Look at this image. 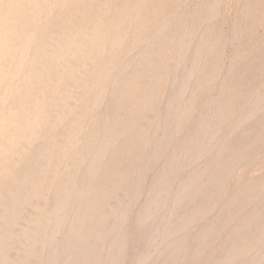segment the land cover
Masks as SVG:
<instances>
[{
  "label": "bare ground",
  "instance_id": "obj_1",
  "mask_svg": "<svg viewBox=\"0 0 264 264\" xmlns=\"http://www.w3.org/2000/svg\"><path fill=\"white\" fill-rule=\"evenodd\" d=\"M126 1L127 0H72L67 13L68 15L66 13L60 16L52 15L53 17L50 18V21L54 19L57 28L64 30V32L60 33L61 35L56 31H50V33L56 32L59 35L56 37L51 36L50 33L45 34L44 32L45 35H39L43 30L41 28V31L36 34L37 36L34 35V37L32 35L33 33H24L27 28L23 32L22 26H24L25 23H27V25L28 23H32L30 25L33 26L31 31L35 30V27H37L36 24L43 20L39 19V16L37 17L39 14L38 12L41 10L44 12V9L52 8L60 3L57 0H0V89L3 90L2 93L5 94L6 97L8 95L9 97L11 96V99L9 98L10 102L13 100L12 97L16 100V104L13 107L16 109L15 113H11V110L7 111L8 109H5L6 112H4L3 106L6 107V105H4L5 102L2 103L4 100L2 99L0 103V142H2V144H0V264H33L35 263V261H32L33 256L38 254V259H40L39 254L42 256L41 253L43 252L45 253L40 260L41 262L39 261V264H120L124 257L125 235L122 231L125 229L122 230L121 227L126 219L125 216L128 214H124L125 207H128V205L125 206L126 203H128H125V201L128 200H126L128 195H126L127 193H120L124 190L122 188L126 187V176L118 169V165H123V168L125 166V169H129V171L131 168H134L137 159L136 152L139 149L141 150L140 145L146 139L147 129L152 127V131L149 132L150 134L148 135H151L155 129L152 125L155 124L154 122H156L157 117L150 127L151 120H153L152 118H155L151 116L150 112L154 110V105L158 104H156L157 102L155 101H151L152 98L150 101H147L148 103H144L139 97H141L142 94L145 96L147 94L152 95L159 93L164 84V71L168 70L171 65L167 59L166 48L171 43L169 41L170 38H173V36L169 37L172 33H167V35L170 34L167 36L169 39L161 37L162 34L166 36V33H164L166 26L164 25H168L169 23L166 22L163 25L159 17L155 18V16H157L155 13L159 10L157 6H160L164 0H145V2L131 0L133 3V5L131 4L132 13L129 11V15L121 13L117 8ZM176 1L177 0H170V5ZM91 2H95V5L88 13L81 14V16L76 15V10L78 11L82 7L86 8V3ZM212 6L213 5L210 7L212 8ZM125 7H127L126 4ZM210 7L206 9L208 16L213 13ZM42 12L41 18L42 16H45L44 18H47V16L51 17L49 10H47L45 15H43ZM136 12H142L144 14L146 23H153L152 21L158 23L155 34L149 39H153L152 42H156L157 47H155V49L151 47L153 50H150L148 48L150 41L148 44L146 41L145 44H147V48H143L145 51H138L141 52L138 53V58L135 56L138 61H136V66L133 65L134 68H131V76L124 78L122 75L126 70L123 73L122 70L128 65H126V63L124 64L126 65L125 67L124 65H120V59H122L121 54L129 50V47L131 48L132 45L136 44L137 39L142 36L143 27L145 29L146 26V23L141 24L136 22L134 18L130 16ZM198 13L199 12H197V16ZM135 15L137 17L138 14L136 13ZM71 16L73 18L68 19ZM245 18H248V16ZM166 21L168 20L166 19ZM190 29L189 35L191 34V37H194L192 36L194 29ZM150 30H152V28ZM147 32H149V30ZM175 32L173 33L176 34ZM184 32L186 33L187 31ZM182 35L183 34L180 36L182 40L189 36L182 37ZM128 36L132 37L129 42L125 40ZM149 36L150 35L147 37L143 36L142 38L147 39ZM180 38L177 39V41L180 40ZM215 39L217 40V37ZM192 41L193 40H191V42ZM13 43L15 46H13ZM215 43H217V41H215ZM139 44H137V47ZM186 44L187 42H185L184 45ZM176 45L175 47L173 46L174 49H172L173 54L171 60L173 59V68L174 65L179 63L181 57L183 59L184 56H182V53L183 55L187 54L186 49H188L185 46V51L183 46L179 47L180 45H177L178 47H176ZM212 45L213 44H211V47ZM28 46L32 47L29 55ZM134 47L136 48V46ZM183 51H185L186 54H184ZM204 51L205 53L207 52L206 56L209 60L208 54L214 50L211 49L210 51V48H205L204 44L197 47L194 52L192 51L194 53H192L194 55L192 58H195V61L197 59L199 60V57L201 58ZM262 52H260V54ZM219 55L220 53L218 57ZM263 55L262 53V56ZM135 57H133V59H135ZM203 58H201V60ZM11 60L13 66L7 68L5 62H11ZM195 61L192 60L194 65L192 67L190 65L191 68L186 71V74H183V79L180 78L182 79L181 82L179 81V84L175 86L176 88L174 87V92L169 96L170 98L172 97L170 103L169 100H167L166 108L163 105L164 110L168 109L170 112V114L169 112H167V114L171 117L172 122V125H170V123L167 124L170 125L168 127L161 125L163 126L162 134L165 139H169V137L174 134L175 128L178 129L180 126L177 124L184 115L186 114L187 116V112H189L184 110L190 107L191 101L186 100V106L188 107L185 109L179 108L180 106H178L177 101H179L178 99L181 98L183 94L186 97L184 93L186 85H188L191 77L193 79V76H195L193 75L195 68L197 69V67H200V64H202L200 63L198 64L200 66H197L196 64L199 61L197 63ZM41 67H43L44 70L41 69ZM246 69H249V66L248 68L246 67ZM128 73L129 72H127V74ZM198 76L197 74V77ZM193 83L191 86L192 88L196 85V83L194 85ZM18 84H22V87L23 84L27 86L26 90L25 86L20 88V90H25V92L23 91L22 93V90L20 94L17 92L18 89L16 86ZM208 84L209 83H207L206 86H209ZM206 86L202 87L204 88ZM203 88L200 89L203 90ZM247 89H249V87ZM238 90L241 89L236 87L225 89L218 101V109L215 115L210 111L211 113L209 114L213 115V122L216 125L222 124L221 122L230 114L229 110H231L234 101H236L239 96L240 98L238 99L241 100L243 94ZM108 91L110 92L111 98L107 100L108 107L102 113L99 121H94L95 119L92 118L87 122L85 118L91 117L93 114L92 109H94L95 106L100 104L102 106V101L106 98L105 95H107L106 93ZM188 91L189 90L186 91L187 96ZM190 91H193V89H190ZM229 95L234 96V99L229 98ZM261 95L262 94L259 96ZM194 97L195 96H193V98ZM82 98L85 99L82 101V104H80V111H77L74 108L73 100L81 101ZM212 100V102L210 101L212 104L209 102V105H211L213 109L214 98H212ZM262 101H253L250 106L248 105L247 114L246 116L244 115L246 119L250 118L251 113L259 108L260 102ZM1 104H3V106ZM10 104L7 103L8 106ZM181 104L179 103V105ZM192 106V108H194V105ZM263 106H260V108ZM51 107H55V109H51ZM99 107H97L96 110L100 109ZM41 110H45L47 115H41ZM96 110L94 111L96 112ZM123 113L129 114L132 121H126V123L123 121L124 124H120L119 116ZM189 114L191 115L192 113L189 112ZM258 114L259 112L257 115ZM254 117L255 116H253V118ZM184 118L187 119V117ZM199 118H201L200 114ZM142 119H146V123L141 122ZM251 119H249V121ZM258 119H256L258 121H255L257 126L254 124L255 122H252V124L256 126V129L250 131V129L253 128L252 126H254L251 124L252 126L250 125L251 128L249 127V131L245 130L246 133L243 135L246 136V138L248 137V141L245 144L239 147L236 145V147H233L231 146L232 144L229 145V143H226L224 148L219 147L218 153L216 152L217 155L228 150L230 154L229 158L225 159V157L224 160L215 162H212V159L211 162L205 160L204 162H208L207 165L201 167V169L198 168V170L190 171L185 180L181 181L182 179H180L181 183L180 185L177 184V186L179 185L178 187L175 185V189H170L172 186L171 183L169 182L168 185L166 177L162 174L156 175L155 181L153 180V185L157 186V188L154 193L150 192L152 194H147L148 196L145 201H143L135 221V239H137V243H135L137 244V250L135 249L136 251L133 255L135 264L179 263L183 255V244H185L184 241L186 236L188 237V233L191 231L190 228L193 227L196 221L199 223L202 220V216L210 209L212 203L215 202V205L218 203L217 199L219 200V197H221L224 191L227 178L231 172L233 173V166L239 162L242 164L244 158L250 157L258 151L257 149L260 147L261 141L264 138V117H258ZM136 120H140L141 122V125L138 127L134 125V121ZM207 120L206 116L201 118L194 129H192L190 133L188 132L189 134L184 143L182 141V147L180 146V149H182L181 154L190 161L187 163L190 164V167L192 166L191 163L196 165L199 164L201 159L203 161L206 153L211 149L208 144H211L213 138L208 139L209 136L206 133L208 129L205 132L207 136L206 139H208V141L210 140L207 142L208 144L198 138L199 134L204 133L206 125H209L208 123L206 124ZM249 121L246 123L249 124ZM87 123L89 129L85 125ZM242 125L244 126V124ZM84 126L87 129H84ZM158 127L159 126H157L156 129ZM241 128L242 127H240V129ZM116 129L117 133L113 132L114 130L116 131ZM238 129L239 126L237 130ZM216 132L218 133V131ZM241 132L243 133V131ZM114 133L118 134V140ZM239 133L240 132L237 133V136L241 137H239L240 141L243 136ZM202 136L204 135L202 134ZM120 138L121 147L126 151V153H123L125 154L124 160L116 161L112 156L115 161L106 162L108 155L113 154V152L114 154L119 152H115L117 149V146L115 147V142L119 141ZM158 139H160V137ZM228 139H225V141ZM235 139V141H237L238 137ZM230 141L235 142L234 137L233 140ZM241 142L245 141L242 140ZM159 143L161 144L163 142L159 141ZM217 143L218 142L214 143V145H221V143H218V145ZM223 143L225 142L223 141L222 145ZM93 145L97 146L94 150L93 148L95 147ZM227 145L230 147H226ZM216 148L213 147V149ZM211 153H214V151ZM202 155H204V157H201ZM153 158L154 154L150 158L146 157V159H150V161ZM252 158L253 157H251V160ZM139 159L141 161L140 156ZM169 159L170 163L167 162L169 165L168 170L167 167L166 170L175 177L179 171V163L177 160L175 162L171 161V157ZM186 159H184V161ZM198 159L199 161L196 162ZM83 160L88 161V163L90 162L89 165L88 163H83L79 166L80 162ZM248 160L250 161V158H248ZM82 165L86 166L82 167ZM240 165L238 164L237 167ZM186 166L184 168H186ZM79 167L83 169L81 168L80 170ZM109 167H111L112 170L114 168V170L109 172ZM135 169L132 171H135ZM183 169H181V172H185L184 170L186 169ZM81 171L82 173H80ZM97 172L110 173L109 175L107 174L109 178L106 181L103 180L104 182H101V180L99 184V179L103 178L100 177L97 179L98 182L96 183L95 178L97 177L94 178V176L97 175ZM140 172V174H142V171ZM79 173L81 175L83 173L84 175L87 174V176L82 179ZM171 175H169L170 178ZM178 176L181 177L180 175ZM131 181L133 180H128V183ZM263 184L260 181L251 182L248 188L246 187L247 185L245 186L248 189L246 192L257 195L263 190ZM128 185H131L129 189L131 193L129 195L132 196L130 199H132V197L134 199L137 198L138 189L140 188L137 186L136 181ZM244 195L245 194L242 192H237L232 195L233 197L231 196V212L232 210L234 212V210L237 211L240 207H244L243 205L241 206L242 202H244ZM47 196H50V202L52 201L50 206L46 205V203H42L44 199L47 200ZM261 196L259 203L253 204L254 206L249 212L247 222L245 223L244 221V230L237 233L238 230L236 229L237 234H234L231 238L227 237L229 238L228 242L225 240L227 239L225 236L222 242L226 241L224 242L226 244H220V246L217 247L216 255L213 254L214 257H211L212 259L210 261H206L207 264H264V192ZM256 197H258V195ZM112 199L114 200L112 206H115L114 208L117 209L114 211L116 213L115 215H113L114 213L109 214V212L114 209L110 207L111 201L109 200ZM252 200L253 199H251V201ZM108 201L110 203H108ZM197 203H201L202 206H197ZM107 205L108 208H110L109 212ZM31 206H34V208L36 206L38 211H34V213H32V211L30 213L29 209L27 211V207L31 208ZM227 206L229 207V205ZM225 208L223 207V209H221V213L218 212L219 215L217 214V216H219V218L217 220H211L212 222H209V224L205 223V225L199 229L200 231L198 230L194 237L195 239H193L197 249L203 250L204 248H208L205 246L208 245L207 243L209 240L220 232L223 225H221L223 222L222 220L227 218L228 223V217H232V215L229 216L231 212L228 213V211H225ZM221 210L219 209V211ZM25 212L27 213L26 218L24 217ZM28 215H30L29 218H27ZM205 216L207 215L205 214ZM244 217H241V219ZM259 219L262 221H260L261 223L259 225H256L255 223ZM21 220L23 221L19 228ZM15 223L18 224V228L14 227ZM227 223L225 221V224ZM222 228H224V226ZM58 234L61 235L60 241L56 239ZM15 238H19V241L22 239L21 242H23V245L21 244L22 246H19V249L15 248L16 250H13ZM214 239H212V241ZM254 245H260L262 253L257 251V253L254 252ZM42 246L46 248V250H44ZM42 249L43 252L41 251ZM251 249L255 254L250 256ZM105 250L106 253H104ZM215 250L216 249H214V251ZM13 251H15L14 256L12 255ZM102 253L106 254V257L99 260ZM198 255L196 254V256ZM248 257L251 258L249 259Z\"/></svg>",
  "mask_w": 264,
  "mask_h": 264
},
{
  "label": "rangeland",
  "instance_id": "obj_2",
  "mask_svg": "<svg viewBox=\"0 0 264 264\" xmlns=\"http://www.w3.org/2000/svg\"><path fill=\"white\" fill-rule=\"evenodd\" d=\"M57 1L60 3L59 5L53 6L52 8H49V9L47 7H45L47 9H44V12H42V10H41V11L38 12L40 15L37 13L38 14L37 17L39 16V19H43V20H41L42 22L39 21L36 24L37 27H35L36 28L35 30L31 31L33 29V26H30L32 23H28V25H27V23H25V25L22 26L23 32L27 28L24 33H31V34L33 33L32 35L34 36L37 33H39V31H41V28H42L43 30L39 33V35L40 34L43 35L44 33L45 34L50 33V31L51 32L52 31H56V32L59 33V35H61L60 33L64 32V30H60L59 28H57L56 25H55V23H54V19H51V21H50V18H52L53 16H60L62 14L65 15V13L67 14L68 13V10H69V7H70V2L72 0H57ZM60 1L63 3V5H62V3ZM132 1H134V0H132ZM140 1L145 2V0H140ZM212 1H213V3H212ZM257 2H258V4H257ZM170 3H171L170 0H164L160 6H157V9H159V10H157L158 13H157V11L155 13L157 15V16H155V18L156 17L157 18L159 17V19H161L163 25L166 22L169 23L168 25H166V24L164 25V26H166L165 27L166 29H165V32H164V33H166V36L164 34H162L161 37H166V38L169 39V37H172L173 36V38H170V40H169L171 42L169 46H171V47L168 46L166 48V50H167V54H166L167 55V59H168L169 64H171V65H170V68L168 70L164 71V74H163V77H164V79H163V83L164 84L163 85L164 86L162 85V87H161V89L159 91V93L160 92H162V93H160V94L157 93V94H152V95H148L147 94L148 96L147 95L144 96V94H142V96L139 97V98H141L142 102H144V103H148L147 101H150L151 98H152L151 101L157 102L156 104H158V105H154V107L156 109L154 108V110L152 112H150L151 113V116L155 117V118H152L151 117L153 120H151L150 127H151V125L153 124V122L155 121V119L157 117L156 122H154L155 124L152 125V126H154L155 129L153 128L154 131L151 133L152 136L151 135H148V134H150L149 132L152 131V129H151L152 127L151 128L149 127L151 130L150 129H147L146 139L140 145L142 151L139 149L140 151L137 150V152H136V156H137L136 157L137 158L136 159V163L138 162V160H139V162L137 163V165L135 163V167L134 168H131V170L129 171V169H127V170L125 169L126 168L125 166L123 168V165H118V169L120 171H122V173L126 176L125 177L126 178V187L122 188L125 191L123 190L120 193L121 194H126L127 193L126 195H128L126 197V200L127 199L128 200L125 201V203L128 202L125 205V206L128 205V207H125V212H124V214L125 213L126 214L128 213V214L127 215L125 214L126 216L124 215L126 219L124 220V222H123L124 224L121 227L122 230L125 229V230L122 231V233L125 235V253H124V257H123L122 261L120 262V264H131V263L132 264H135L134 261H133L134 260L133 255L135 254L134 252L137 250L136 249L137 248V244H135V243H137L136 242L137 239H135V237H136V234H135V221L137 219V214L139 213V210H140V207L143 204V201H145L146 197L149 195L148 193H150V192L154 193L155 190H156V188H157V186L153 185V183H154V181L156 179V175L162 174L164 177H166L168 185H169V182L171 183L172 186L170 185L171 186L170 189H173V188L175 189L176 186H177V184L180 185L181 181L185 180L186 176L190 173V171L192 172L194 170H198V168L201 169V167H204L205 165H207L208 162H211V159H212V162L213 161L215 162V161H219V160H224L225 157H226L225 159L229 158L230 157V154H229L228 150H225L222 153L223 155L222 154H218L217 155V153L219 151V147L220 148L221 147L224 148V146L226 145V143H229V145L232 144L231 146H233V147H236V146L239 147V146L245 144L248 141V137L246 138V136H244L243 134L246 133V131H249L248 129H250L252 125H254V124L256 125V122L255 121H258L259 120L258 117H260V118H263L264 117V106H263V103H264V88H263L264 87V55L262 56V53L264 54V52H262V51H264V0H211V1L210 0H177L172 5H170ZM123 4H121V5H119L117 7L118 10L121 13L125 14V15H129L128 13H130L129 11L132 10L133 3L131 2V0H127ZM125 4H126L127 7H125ZM94 5H95V2L86 3V8L82 7L78 11L76 10L75 13H76L77 16H81V14L88 13L94 7ZM211 5H213L212 8L210 7ZM169 6L170 7L172 6V7L170 8ZM199 6H203V7H199ZM208 7H210L213 10V13L210 16H208V14L206 12V9ZM257 7H258V10H257ZM165 8H166V10H165ZM47 10L50 11L51 17H48L47 16V18H44L45 16H42V18H41V12H42L43 15H45V13L47 12ZM24 11H26V10H24ZM52 12H53V14H52ZM197 12H199L198 13V16H197ZM131 13H132V11H131ZM136 13L138 14L137 17L135 15ZM136 13L133 14V15H130V16H132V18H134V21L139 22L141 24H145L146 21H145L144 14L142 12H136ZM195 13H196V15H195ZM201 13H202V15H201ZM215 14H216V16H215ZM246 16H248V18H245ZM167 17H169V18H167ZM71 18H73V17L71 16L68 19H71ZM136 19H138V20H136ZM166 19L168 21H166ZM47 21H48V23H47ZM195 21H196V23H195ZM152 22L153 23H151V22L150 23H146V26H145V29L146 30L143 27V29H142V36H140L137 39L136 44L132 45L133 47L136 46V48L135 47L133 48L131 46V48L129 47V50H126V52H124L123 54H121L122 55V59H120V65L123 66L126 63V65L129 66L131 64L129 66V68H128V66L125 67L126 65H124L125 69L122 68L123 69L122 70V73L126 70L123 73V75H122L124 78H128L127 76H129V77L131 76V71H132L131 68L133 67V65L136 66V64H137L136 61H138L137 60V58H138L137 55H139L138 53H141V52H138V51H143L144 50L143 48L146 49L147 48V44H148L149 41H150L149 42L150 44L148 45L149 46L148 48L150 50L152 48L155 49V47H157L156 46V42H154V41L152 42L153 39L152 40H149L155 34V32L157 30L156 28H158V26H157L158 23L156 21H152ZM40 23H41V25H40ZM241 23H243V24H241ZM176 24L179 25V26H177ZM180 24H182V25H180ZM38 25H39V27H38ZM183 25H184V27H183ZM180 26H181V28H180ZM192 26H194L195 28L192 27ZM150 27L152 28V30H150L151 29ZM190 28H193L194 29V33L195 34L192 33V36H194V37H191V34L189 35V31L191 30ZM148 30H149V32H147ZM212 30H214V31H212ZM184 31H187V32L185 33ZM56 32L50 33L51 36H54V37L59 36ZM173 32H175L176 34H174ZM167 33H170V34L172 33V35L169 34L170 35L169 36V35H167ZM147 34L150 35L149 38H147V39L142 38L143 36L147 37L148 36ZM181 34H183L182 37L183 36L186 37L188 35L189 36L186 37L187 39L185 38L186 40L184 38L182 40L180 38ZM167 36H169V37H167ZM128 37H130V38H128ZM128 37L125 38V40L127 42L131 41V38H132L131 36H128ZM216 37H217V40L215 39ZM179 38H180V40H178L179 41V43H178L177 39H179ZM174 40H176V41H174ZM184 40H185V42H187L186 45H184L185 44ZM191 40H193V41L191 42ZM205 40H208V41H205ZM138 41H140L141 43L138 42ZM146 41H147V44H145ZM215 41H217V43H215ZM175 42H176L177 45H180L179 47L183 46V49H184L185 46H186V48H188V49L185 48L187 51L184 49L187 54L185 53V51H183L184 54H186L187 56L186 55H183V53H182V56H184L183 57L184 60L181 57V59H180L181 62L179 61V63H177V65H174V68H173V66H172V64H173L172 63V60L173 59L171 60V58H172V54H173L172 49H174V47L176 45ZM139 43L141 44V46H144V47H141ZM214 43H215V45H214ZM137 44H139V46H138L139 49L137 47ZM203 44H204L205 48H208L209 47L210 48V51H211V49L214 50V51H211L210 52L211 54L210 53L208 54L209 60L207 59V56H206L207 52L205 53V51H204L203 52L204 54H202L201 58L204 57L205 59L203 58L204 60L203 59L201 60V58L199 57V60L197 59L195 61V58L194 59L192 58V56L194 57V55H193L194 53L193 52L195 51V49L197 47H199V46H201ZM211 44H213L212 47H211ZM177 45H176V47H178ZM13 46H15L14 43H13ZM31 48L32 47L30 46L29 47L28 55L30 54ZM260 52H262V53L260 54ZM129 53H131L132 55L129 54ZM219 53H220V55L218 57V54ZM247 53H248V55H247ZM127 54H129V55L128 56H125ZM129 56H132V57H129ZM133 57H135V59H133ZM129 58H130V60H129ZM192 60L195 61L196 63L199 61L196 65L197 66H200L201 65V66L200 67H197L196 66L197 69L195 68V71L196 70L197 71L196 72L195 71L193 72V75H195V76H193V79L191 77L192 80L190 79V81L188 82V85H186V89H185V92H184L186 94V97L183 94L181 96V98L178 99L179 101H177L178 106H180L179 108H182V109H185L186 107H188V106H186V102L187 101H191L190 107L186 108L187 110L185 109L184 111H186V112L189 111L192 114L190 115L189 112H187L188 113L187 116H186V114L184 115V117H187V119H185L183 117L180 120V122L177 124L178 126L179 125L180 126L178 127L176 125L178 127V129L175 128V132L173 134L174 136L172 135L171 136L172 138L169 137V139L166 138L167 139V141H166V139L163 137V134H162L163 126H161V125H164V127H168V126L172 125V122H171V117H169L170 112L168 111V109H165L164 110V106L166 108V106H167V100H169V103H170L172 97L170 98L169 96H171L172 93L174 92V90H175L174 87L176 85H178L179 84V81L181 82V80L183 79V77H182V76H184L183 74H186L187 73L186 71H188V69H190L194 65V62L192 63ZM216 62H217V64H216ZM11 63H12V60H11V62H9V61L8 62H5L6 67L7 68L12 67L13 66L12 65L13 63L12 64ZM200 63H202V64H200ZM198 64H200V65H198ZM206 64H208V65H206ZM120 65H119V67H120ZM190 65H191V67H190ZM257 65H259V66H257ZM171 66H172V68H171ZM248 66H249V69H246V67L248 68ZM204 67H205V69L203 70ZM41 69L44 70L43 67H41ZM236 70H237V72H236ZM127 72H129V73L127 74ZM196 73L199 75L198 77H197V74ZM236 73H238V74H236ZM246 74H247V76H246ZM214 76H215V79H214ZM245 77H247V78H245ZM180 78H182V79H180ZM262 79H263V81H262ZM206 80H207V82H206ZM201 81H202V83H201ZM203 81H204V83H203ZM230 82H231V84H230ZM244 82H245V85H244ZM192 83H193V85L196 83V85L193 86L194 88L191 87L192 86ZM207 83H209L208 84L209 86H206ZM21 85L22 84H20V85L18 84L16 86V88L18 89L17 92H19V94L21 93V90H22V89L20 90V88H23L25 86L24 84H23V87ZM202 86H206V87L203 88ZM26 87L27 86H25V90H26ZM231 87H236V88L241 89V90H238V91L241 94H243L242 95V98H241V100L238 99V98H240V96H239L237 98L238 101L237 100L234 101L233 106L231 107V110H229V113L230 114H228L227 117L221 122L222 124L216 125L213 122V118L212 117H213V115H215V113H216V111L218 109V101H219L220 97L222 96L223 91L225 89L231 88ZM248 87H249V89H247ZM189 88L191 90L193 89V91H190ZM200 88H203V90H201ZM194 89H195V91H194ZM25 90H22V93H23V91L25 92ZM187 90L190 91V92L188 91V96H187V92H186ZM2 91L3 90L0 89V94L2 95V96L0 95V103H1V101L3 99L4 101H2V103L5 102L4 105H6V107H5V106H3V104H1L3 106V108H4L3 111L6 112L5 109H8L7 111L11 110V113H15L16 112V109L13 108L14 105L16 104L15 98L12 97L13 100H11V102H10L11 96L9 97V95H8L6 97V95L3 94ZM259 93L262 94V95L259 96L260 95ZM106 94H107V95H105L106 98L103 99L104 102L102 101V106H101V104L98 105V106H95V108L92 109V113L93 114L91 115V117L85 118V120L87 119V122H89V120L92 119V118L95 119L94 121H99V118H101L102 113L108 107V104H107L108 101L107 100H110V98H111L109 91ZM193 96H195V97L193 98ZM253 96H254V98H253ZM212 98H214L213 109H212L211 105H209L213 101ZM229 98L234 99V96L229 95ZM84 99L82 98L81 101H74L73 100V104H74L75 110L80 111V109H81V105L80 104H82V101H84ZM180 99H182V100H180ZM204 99H205V101H204ZM260 100L261 101L263 100L262 101L263 103L260 102L261 103L260 106H263L262 107L263 109L260 108V106H259V108L257 110H255V111H253L251 113L250 118L246 119L245 116H246L247 111H248V108H249L248 105L250 106V104H252L253 101L255 102V101H260ZM7 103L8 104L11 103V104L8 106ZM179 103L180 104L182 103L184 105H182V104L179 105ZM241 104H242V106H241ZM105 105H106V108H105ZM192 105H194V108H192L193 107ZM99 106H101V107H99ZM246 106H247V108H246ZM97 107H99L100 109H97L96 110ZM157 107H158V109H157ZM51 109H55V107H53V108L51 107ZM94 110H96V112ZM210 111L213 113V115L209 114V113H211ZM94 112H95V114H94ZM163 112H164V114H163ZM167 112H169V114H167ZM258 112H259V114H258L259 116L257 115ZM40 114L43 115V116H46L47 115V112L45 110H41ZM126 114L127 113H123V114H121L119 116L121 118V120L119 118L120 124H124V122L126 123V121L127 122L132 121V119L130 118V115L127 114V116H126ZM199 114H200L201 118H203L204 116L207 117L208 120H207L206 124L208 123L209 125H206V129H205L204 133L208 129V132H206L207 135L209 136L208 139H210V138L211 139L213 138V139L211 140V144L210 143L208 144L207 142H209L210 140L208 141V139H206L207 138L206 133L205 134L204 133H201V134L198 135V138L201 141L207 143L211 149L206 153V156L208 155L207 157L206 156L204 157L205 153H204V155L201 156V157H204L205 158V159H203V161H202L201 158H199V159H201L200 162H199V164L193 165L194 163L193 164L191 163V165L193 167L192 166L190 167V164H187L190 161L188 159H186V158L183 157V154H181L182 153V149H180V148L183 145L182 144V141L184 143V141H185L186 137L188 136V134L190 133V131L192 129H194V127L200 122L201 118H199ZM210 115H211V117H210ZM261 115H263V116H261ZM123 116H124V118H123ZM253 116H255L254 117L255 119L253 118ZM161 117L163 119V122H162ZM164 117L166 118V121H165V118ZM249 119H251V120L249 121ZM256 119H258V120H256ZM182 120H183V122H182ZM248 121H249V124H247ZM141 122L146 123V119H142ZM141 122H140V120H136V121H134V125L136 127H138V126L141 125L140 124ZM181 122H182V124H181ZM237 122H238L239 125L237 124ZM243 122H245V123H243ZM252 122H255V123L252 124ZM169 123H170V125H167ZM240 124H241V126H240ZM242 124H244V126ZM85 125L89 129L88 123L85 124ZM237 125L239 126V129L238 130H237V128H238ZM255 125L252 126L253 128H251L250 131L256 129V126L257 125L256 126ZM89 126H90V124H89ZM157 126H159L157 128L159 132L156 129ZM209 126H211V127H209ZM86 127L84 126V129H87ZM233 127H235V128H233ZM240 127H242V128L240 129ZM159 129H161V130H159ZM216 131H218V133ZM233 131L234 132L236 131L235 134H234ZM241 131H243V133ZM113 132L117 133V129H116V131L114 130ZM238 132H240L241 134L240 133L239 134L242 135L243 138L244 137L245 138L244 139L242 138L239 141V137L240 136H237V133ZM115 133H114V135L117 137V138L116 137L115 138L118 140L119 139V136H118V134H115ZM156 133L158 134V136L159 135H162V136H159L160 139H158L159 137L157 136ZM202 134L205 137L202 136ZM215 134H217V135H215ZM149 136H151V137H149ZM203 137H204V139H203ZM228 137H229V139H228ZM233 137H234V141L236 140L235 138L238 137L237 141H235V142L230 141V140H233ZM225 139H228L229 141L228 140L225 141ZM147 140H149V141H147ZM242 140L245 141V142H241ZM120 141H121V138H120L119 141H116L117 143L115 142V147L117 146L116 148L118 149V150L116 149L115 152L116 151H119V152H116V154H114V152H113L114 155L113 154L108 155V157L106 159V162H109V161H113L114 162L115 160L116 161L117 160H119V161H123L124 160V157H125L124 155L125 154H123V153H126V151H125V149L123 147H121V142ZM159 141L160 142H163V143L160 144ZM223 141L225 143H223V145H222V142ZM238 141H239V143H238ZM164 142H165V144H164ZM166 142H167V144H166ZM213 142L214 143L218 142L219 144L221 143V145H218V143H217L218 146H216V144L214 145ZM263 142H264V138L262 139L261 145L259 147V148H262V149H259L258 148L257 149L258 151H256L255 154H253L250 157L244 158V160L242 161L243 162L242 164H241V162L238 163L239 165L241 164L239 167H237L238 164H236V165L233 166V170H232L233 173L231 172L230 175H229V177L227 178L224 191H223L221 197H219V200L217 199V202L218 203L216 202L217 203L216 205H215V202L212 203L211 206H210V209L208 210V211H211V212H208L207 211L205 213L207 216H205V214H204L202 216V220L201 221L199 220L200 221L199 223H197V221H196L194 223L195 225L193 224V227H191L192 229L190 228L191 231L188 233V237L186 236V239L184 241L185 244H183V248H184L183 255L184 256L182 255V258L179 261L180 264H207L206 261L207 262L210 261L214 257L213 254L217 253V247L220 246V244L221 245L222 244H226V243H224L226 241H223L222 242V240L225 239V236H226V238L227 237L231 238L234 234H237V233L241 232V230H244L245 223L248 220V215H249V212H250L251 208L256 203H259V201H260L259 199H261V197H262L261 195H263V192H264V188H263V190L261 191V193L257 194L258 197H256L257 196L256 194H255L256 195L255 196L254 194H249V193L246 192L248 190L247 189L248 186L251 185V182L253 183L254 181H260L262 184L264 182L263 181L264 180L263 179L264 178V164H263L264 163L263 162L264 161V148H263L264 147L263 146L264 143ZM81 143H82V141H81ZM0 144H2V142H0ZM145 144L146 145L148 144V145L146 146ZM155 144H157V145H155ZM229 145H227L226 147H230ZM144 146H145V148H144ZM94 147L95 148H93V150L96 149L97 146L95 145ZM213 147H215V148L217 147V148L216 149H213ZM212 150L214 151V153H211V152H213ZM148 151L151 154L152 153L154 154V158L152 159L153 161L152 160L150 161V159H148L149 160L148 161L146 159V157L147 158L148 157L150 158L153 155V154L151 155ZM141 152H143V153H141ZM177 154H178V156H177ZM181 155H182L183 158L181 157ZM112 156L115 158V160H114V158ZM139 156L141 158V161L139 159ZM170 157L172 158L171 161H174L175 162L177 160V162L179 163V171H178L177 176L175 175V177L173 175L169 174V171H167L168 170V165H169V164H167V162L170 161V159H169ZM180 157H181V159H180ZM251 157H253L252 160H251ZM214 158H216V159H214ZM248 158H250V161L248 160ZM184 159H186V160L184 161ZM199 159L196 160V162H198ZM245 159H247V160H245ZM205 160L208 161V162H204ZM85 161L86 160L81 161L79 166H81V164H83V163L84 164H87L88 163V161H86V162ZM146 161L148 162V164H147ZM104 162H105V160H104ZM165 162H166V164H165ZM203 162H204V164L202 165ZM89 163H88V165H89ZM185 164L188 165L189 167L186 166ZM83 166H86V165H82V167ZM185 166H186V168H184ZM82 167H79V169L81 170ZM111 167H112V165H111ZM111 167H109V169H108V171L110 170L109 172H112L114 170V168L112 170ZM166 167H167V170H166ZM187 167H188V169L189 168L190 169L188 170ZM62 168H64V167H62ZM183 168L186 169L187 171L184 170ZM193 168H195V169H193ZM260 168H261V170H260ZM133 169H135L136 172L135 171H132ZM141 169H143V170H141ZM181 169H183L186 173L185 172H181ZM163 170H166L167 172L166 171H163ZM140 171H142V174H140L141 173ZM80 173H82V171ZM96 174H95L96 176H94V178L97 177V178H95L96 179V183L98 182L97 179H99L100 177H103L102 179H99V182L98 183L100 184V181L101 180H102L101 182H104L103 180L106 181L109 178L108 175L110 173L97 172ZM169 175H171V178H170ZM178 175H180L181 177H179ZM79 176L80 177L82 176V179H83V178H85L87 176V174L84 175V173H83L82 175L80 174ZM167 176H169V177H167ZM256 176H258L259 179ZM130 179L133 180V181H131V182L128 183V180H130ZM180 179H182V180L180 181ZM135 181L137 183V186L140 188V189H138V197L135 198V199L132 197V199H130L131 196H132V195L131 196L129 195L131 193V192H129L130 191L129 189H130L131 185H128V184H132V182L135 183ZM234 190H235V192H234ZM237 192H242V193L245 194L244 197H243V201L244 202H242V204H241V206L243 205L244 207H242V208L240 207V209H238L237 211L234 210V212L232 210V212H231V210H230V204L232 202V197H233L232 195H234ZM152 193H150V194H152ZM50 199L51 198L49 196L47 198V200L44 199L42 201V203H44V204L46 203V205L50 206V203L52 204V201L50 202ZM137 199H139V200H137ZM251 199H253V200L251 201ZM109 201H111V203ZM109 201H108V203H110V207H111V209H113L115 207V206H112V203H113L114 200L112 199V200H109ZM226 204L229 205V207ZM108 205H107V209H108V212H109L110 211V208H108ZM196 205L199 206V207L202 206L201 203L200 204L197 203ZM223 207L224 208L226 207L225 208V211H228V213L231 212V214H229V216L232 215V217H228V223H227V218L225 220H222L223 222L221 223V225L223 224L222 227L224 226V228L221 227V230L218 233L219 236H218V234H216L215 237H214L215 239L212 238V239H214L213 241H212V239L208 241L207 244L209 246L207 244H206L207 246H205V247H208V248H206L207 250L205 248L203 250L197 249L196 246H195V244H194L193 239H195L194 237L197 234L198 230L201 229L205 225V223L206 224H209V222H212L214 220H217L219 218V216H217V214H218V212L219 213L222 212L221 209H223ZM227 207L229 208L230 211L228 210ZM28 209H29L30 213H31V211H32V213H34V211L35 212L38 211V208H36V206H35V208H34V206H31V208H28L27 207V211H28ZM219 209L221 211H219ZM116 210L117 209L114 208L113 211L111 210V212H109V214L114 213L113 215H115L116 213L114 211H116ZM26 212L24 214L25 215L24 216L25 218H26L27 213H28V212L27 213ZM30 213H28V214H30ZM31 216H32V214H31ZM110 216H112V215H110ZM216 216H217V218H216ZM29 217H30V215H28L27 218H29ZM134 217H135V220H134ZM241 217H244V218L241 219ZM260 219L256 221V223H255L256 225H259L261 223L260 221H262V220H260ZM22 221L23 220H21V223H19V228L22 225ZM225 221H226L227 224H225ZM244 221H245V223H244ZM24 222H25V219H24ZM230 222L231 223L233 222V223L231 224ZM229 223H230V225H229ZM242 223H243V225H242ZM14 227H17L18 228V224L15 223ZM236 231H237V233H236ZM16 238L14 240V246H13L14 249L13 250L19 249L23 245L22 244L23 242H21L22 239L20 238L21 241H19V238L18 239H16ZM60 238H61V235L58 234L57 237H56V239L58 241H60L59 240ZM229 238H227L225 240H227V242H228L229 241ZM257 246H259V247H257ZM255 247L257 248V250H256ZM42 248L44 250H46V248H44L43 246H42ZM43 249L41 250L42 252H43ZM214 249H216V250L214 251ZM254 249H255L254 252L257 251L259 253H262V250H261L260 245H256V246L254 245ZM13 252H14V254H13ZM13 252H12V255L14 256L15 255V251H13ZM251 252H250V256L255 254L252 251V249H251ZM44 253L45 252L41 253V255L44 256L43 255ZM104 253H106V250H105ZM104 253L101 254L102 256L99 257V260H102L103 257H106V254H104ZM184 253H186V254H184ZM196 254L197 255L199 254V255L196 256ZM35 256H33V259H32V261H35V263H33V264H39L41 262L40 260H41L42 256H40V254H39L40 259H38V254L35 255ZM34 258H35V260H34ZM194 259H196V260H194ZM247 261H245V262H247Z\"/></svg>",
  "mask_w": 264,
  "mask_h": 264
}]
</instances>
